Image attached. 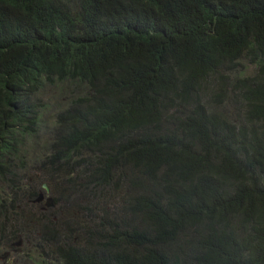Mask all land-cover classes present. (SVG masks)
Returning <instances> with one entry per match:
<instances>
[{
	"label": "trees",
	"instance_id": "obj_1",
	"mask_svg": "<svg viewBox=\"0 0 264 264\" xmlns=\"http://www.w3.org/2000/svg\"><path fill=\"white\" fill-rule=\"evenodd\" d=\"M30 141L60 220L19 201ZM0 234L36 264H264V0H0Z\"/></svg>",
	"mask_w": 264,
	"mask_h": 264
},
{
	"label": "rangeland",
	"instance_id": "obj_2",
	"mask_svg": "<svg viewBox=\"0 0 264 264\" xmlns=\"http://www.w3.org/2000/svg\"><path fill=\"white\" fill-rule=\"evenodd\" d=\"M37 98L40 99V103L43 105V120H42V129L41 136L39 142H47L49 137V131L54 128V116L58 108L64 104L67 98L62 99L61 93L55 88V86L47 85L43 90L37 94ZM31 149L28 152H25L24 160L27 162V168L24 170H19L18 173L21 175L22 180L20 182V202H22L23 206L27 208H31L36 214H40L39 212L42 210L46 212V214L50 217L55 218L56 220H60V208L59 205L56 207L48 205L47 199L48 197H59L63 190L61 187L56 185L46 183L50 189V192L47 193L46 189L42 186V182L40 184L39 180L36 178V175L40 176L42 173L40 169H38V164L41 163L46 151V147H43V150H35V146L32 141L29 142ZM45 149V150H44ZM60 180V179H59ZM7 192H11L13 186H5ZM30 191H37L39 193L38 196L34 198H30ZM40 194H43V199H39ZM35 206L33 207V205ZM11 212V211H9ZM2 220V217H1ZM15 243V242H14ZM14 243L8 244L7 239L4 240L2 235L0 234V264H36L33 260V257H37V253L33 251L25 244L21 243L20 245H15ZM11 248H8V247ZM13 246V247H12ZM15 247V248H14ZM8 252L7 255H4Z\"/></svg>",
	"mask_w": 264,
	"mask_h": 264
},
{
	"label": "water",
	"instance_id": "obj_3",
	"mask_svg": "<svg viewBox=\"0 0 264 264\" xmlns=\"http://www.w3.org/2000/svg\"><path fill=\"white\" fill-rule=\"evenodd\" d=\"M43 187L46 189L47 193L50 192V189H49V187L47 186L46 183H43ZM43 197H44L43 194H40L39 199L41 200V199H43ZM47 204L51 205V206H54V202H53V198L52 197H48ZM21 243H22L21 239L19 241L15 242L16 245H20ZM7 254H8V252H6L4 255H7Z\"/></svg>",
	"mask_w": 264,
	"mask_h": 264
},
{
	"label": "flooded vegetation",
	"instance_id": "obj_4",
	"mask_svg": "<svg viewBox=\"0 0 264 264\" xmlns=\"http://www.w3.org/2000/svg\"><path fill=\"white\" fill-rule=\"evenodd\" d=\"M15 244V243H14ZM16 245V244H15Z\"/></svg>",
	"mask_w": 264,
	"mask_h": 264
}]
</instances>
